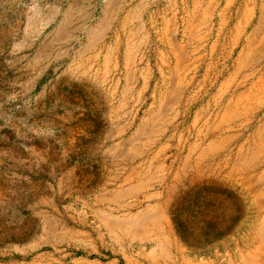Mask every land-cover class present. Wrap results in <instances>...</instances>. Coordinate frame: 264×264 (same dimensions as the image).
I'll return each instance as SVG.
<instances>
[{
    "label": "rangeland",
    "instance_id": "1",
    "mask_svg": "<svg viewBox=\"0 0 264 264\" xmlns=\"http://www.w3.org/2000/svg\"><path fill=\"white\" fill-rule=\"evenodd\" d=\"M263 67L264 0H0V160L34 172L0 264H264Z\"/></svg>",
    "mask_w": 264,
    "mask_h": 264
},
{
    "label": "crops",
    "instance_id": "2",
    "mask_svg": "<svg viewBox=\"0 0 264 264\" xmlns=\"http://www.w3.org/2000/svg\"><path fill=\"white\" fill-rule=\"evenodd\" d=\"M262 76L264 80V73ZM262 82L264 84V81ZM13 164L14 166L12 168H4V164L0 160V218H2V214L7 209V213L9 211L11 213H14V210L20 204L19 199L23 197L21 187L16 184V179H20L23 175H25L26 182L30 183L29 179L34 174L33 169H30L28 171L24 170L23 172L22 168L19 167L20 163L15 164L13 162ZM5 176L8 179L14 180L13 182L8 181L7 187L5 186L3 181V178H5Z\"/></svg>",
    "mask_w": 264,
    "mask_h": 264
},
{
    "label": "bare ground",
    "instance_id": "3",
    "mask_svg": "<svg viewBox=\"0 0 264 264\" xmlns=\"http://www.w3.org/2000/svg\"><path fill=\"white\" fill-rule=\"evenodd\" d=\"M50 227V226H49ZM33 251V250H32ZM66 257V256H65ZM86 264V263H85ZM87 264H92V263H89V262H87Z\"/></svg>",
    "mask_w": 264,
    "mask_h": 264
}]
</instances>
